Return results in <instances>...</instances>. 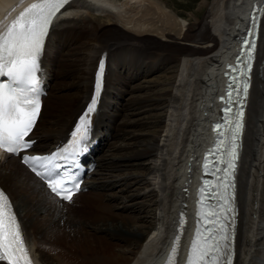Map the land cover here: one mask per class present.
I'll list each match as a JSON object with an SVG mask.
<instances>
[{
    "label": "bare ground",
    "instance_id": "bare-ground-1",
    "mask_svg": "<svg viewBox=\"0 0 264 264\" xmlns=\"http://www.w3.org/2000/svg\"><path fill=\"white\" fill-rule=\"evenodd\" d=\"M29 1L0 0V28ZM254 1L264 2L188 0L180 9L170 0H72L57 15L40 57L48 95L34 151L66 138L92 98L104 51L108 62L91 117L88 141L97 140L89 157L98 168L84 182L88 195L59 200L16 156L0 151V188L38 264H163L178 210L183 202L193 206L199 158L217 116L214 97L223 89L221 65ZM162 68L161 76L144 77L157 91L133 92L144 87L135 79ZM65 86L77 91L62 92ZM109 136L121 140L105 143ZM113 182L122 185L108 192ZM79 196L81 205L71 207ZM236 199L235 264H264V11ZM127 206L135 214H123Z\"/></svg>",
    "mask_w": 264,
    "mask_h": 264
},
{
    "label": "snow or ice",
    "instance_id": "snow-or-ice-1",
    "mask_svg": "<svg viewBox=\"0 0 264 264\" xmlns=\"http://www.w3.org/2000/svg\"><path fill=\"white\" fill-rule=\"evenodd\" d=\"M69 0H38L19 14L6 30L0 31V149L8 154L20 156L22 151L32 148L34 141L30 134L41 110L39 97V61L53 18ZM253 24H256L253 18ZM251 39L243 42L241 57L235 66L229 65L226 73L229 78L227 98L223 116L214 130L217 141L206 154L199 189V204L208 202L214 209L206 214L198 211V224L191 244L187 264H233L234 252V199L235 171L237 167L239 142L243 130L244 109L250 88V72L256 49V32L249 29ZM243 65V67H242ZM105 63L99 62L95 92L85 112L78 118L71 132L68 147H60L54 153L42 159L49 162L63 158L66 164H53L44 175L30 165V161L41 159L37 156L23 155L22 163L31 167V171L47 181V187L62 200L71 201L74 192L79 191V182L69 184L65 189L57 190V177L60 169L75 167L76 155L83 151L81 142L87 141L91 134V117L96 110L98 96L102 89ZM239 73L240 75H236ZM235 109V110H234ZM226 133H230L228 146L225 145ZM74 146V147H73ZM72 159L65 153L69 152ZM62 192L66 193L62 195ZM186 219L181 214L182 232ZM180 236H177L172 248L173 257L177 253ZM173 257L168 264H174ZM0 264H31L30 255L20 228L13 205L8 196L0 190Z\"/></svg>",
    "mask_w": 264,
    "mask_h": 264
},
{
    "label": "rangeland",
    "instance_id": "rangeland-1",
    "mask_svg": "<svg viewBox=\"0 0 264 264\" xmlns=\"http://www.w3.org/2000/svg\"><path fill=\"white\" fill-rule=\"evenodd\" d=\"M188 0H170V2H172L171 4H174L176 6H178L180 9H186L188 7V5H190V3H187ZM192 3V2H191ZM195 3V2H194ZM176 63V62H173V64ZM172 63H168V65H170ZM167 65V64H166ZM167 65V66H168ZM164 67V66H163ZM125 70L124 68L122 69V71ZM164 68L162 69H158V70H154L153 72L149 73L147 76H141L137 79L134 80V84H142V86H144L143 88H135L133 90V92L135 91L136 93L138 94H143V93H152L153 90L154 91H157L160 87L159 85H151V84H148L146 81H144V77H148V79L150 78H157L158 76H161L160 74L162 73H165V70ZM127 70H125V73H126ZM162 71V72H160ZM156 72V73H155ZM172 73H175V72H172ZM62 89V92H68L70 91L69 93H73V92H76L77 90L75 88H73L72 86H65ZM75 89V90H74ZM129 95V92L125 93V96ZM145 112V110H144ZM48 117H45V121L44 122H48ZM119 138H114V136H109V138L105 141V143H112L116 140H118ZM121 140V139H119ZM121 142V141H120ZM124 171V170H123ZM112 189L111 190H108V192H113V191H116V190H119V188L121 187L122 183L120 182H113L112 183ZM91 192V190H87V191H83L82 194L83 195H88L89 193ZM81 201H82V196H79L73 203H71V207H75L77 205H81ZM131 207L130 206H127L125 209H122L121 212H123V214H135L133 213L132 211H130Z\"/></svg>",
    "mask_w": 264,
    "mask_h": 264
},
{
    "label": "water",
    "instance_id": "water-1",
    "mask_svg": "<svg viewBox=\"0 0 264 264\" xmlns=\"http://www.w3.org/2000/svg\"><path fill=\"white\" fill-rule=\"evenodd\" d=\"M228 86V83H226V87ZM215 134H217L216 132H215Z\"/></svg>",
    "mask_w": 264,
    "mask_h": 264
}]
</instances>
